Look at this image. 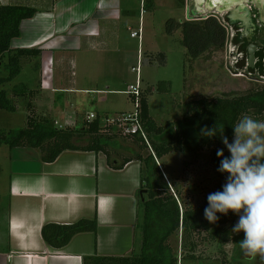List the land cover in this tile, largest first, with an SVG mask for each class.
<instances>
[{"label": "crops", "instance_id": "crops-1", "mask_svg": "<svg viewBox=\"0 0 264 264\" xmlns=\"http://www.w3.org/2000/svg\"><path fill=\"white\" fill-rule=\"evenodd\" d=\"M206 1L179 0L186 8L192 3V13L199 7L203 13L216 11L233 26L243 24L246 31L244 21H252L247 4L257 0H220L217 5L214 0ZM123 2L0 0V7L24 6L37 11L33 19L22 23V35L12 42V48L41 53L37 60L39 78L31 88L36 91L32 103L38 116L64 129L83 128L85 121H91V114L103 116L82 108L86 96L114 92L109 85H105L107 90L101 88L97 69H112L117 63L122 28L131 21L130 13L122 9ZM141 55L139 51L138 61ZM50 60L52 71L48 86L43 87L44 68ZM96 102L102 105V99ZM9 150L10 173L0 194L7 201L6 212L0 216V264H84L85 257L122 258L141 253L144 210L140 203V161L118 170L102 152L68 150L47 163L38 149ZM114 158L120 163L125 159ZM82 220H96L97 232L75 236L62 250L51 248L42 237L48 224L70 226Z\"/></svg>", "mask_w": 264, "mask_h": 264}, {"label": "trees", "instance_id": "trees-1", "mask_svg": "<svg viewBox=\"0 0 264 264\" xmlns=\"http://www.w3.org/2000/svg\"><path fill=\"white\" fill-rule=\"evenodd\" d=\"M36 14L35 9L24 6L0 7V111L15 113L18 111L17 100H28L26 127L11 131L0 130V147L7 146L11 150L38 149L47 163L55 162L63 152L72 150L105 153L109 165L118 170L134 160L140 161L143 166L140 194L142 191L145 193L140 198L144 210L141 253L122 258L85 257L84 264H179V253L170 244L171 238L179 234H182V259L188 261L198 259L196 257L198 244L195 241L197 234L205 233L207 240L220 246L227 244L230 239L237 243L239 237L235 236L232 228L236 224L238 214L231 210L227 215L217 213L218 221L210 223L204 215V210L208 207V196L196 208H181L180 192L177 191L175 194L171 192L172 188L167 183L159 162L170 154L182 153L191 158V160L186 159L184 163L188 168L201 159L204 151H210L211 162L219 180L211 193L222 191L228 174L217 171L221 162L217 150L223 149L225 157L230 156V153L219 134L207 138L201 135V129L218 124L223 128L229 142H232L233 126L243 115H255L264 120V86L230 98L187 101L180 108L182 119L165 127L158 126L150 116L148 99L152 92L150 91V94L145 92L146 96L142 93L139 108L140 130L135 134H127L135 147L134 157L125 158L120 163L109 151L115 140L114 135L106 132L107 127L110 129L107 124L111 122L109 118L96 115L94 121H85L81 129H64L58 127L53 120L38 116L32 103L36 91L27 84L15 85L11 90L12 98L9 97L6 88L21 75L25 64L35 60V70L39 71L40 68L37 62L41 55L39 50L12 48V42L22 35V23L33 19ZM224 20L229 27L233 26L226 16ZM179 30L182 33V44L188 54L187 69H190L198 59L210 60L226 48L227 31L217 17L194 22H180L175 19L168 21V34L174 35ZM240 37V34H236L233 44L236 46L242 44ZM241 50L247 55L244 47ZM160 57L162 62L165 61V55L160 54ZM248 72L255 73L249 68ZM260 75L264 76V74ZM164 84L158 86V93L171 91V88L164 91ZM81 139H88V143L80 145ZM138 150L142 152L151 150V152L143 157ZM0 205H4V210L0 212L1 216L7 209V201L1 196ZM1 228L2 221H0V231ZM97 229L96 220H82L70 226L48 224L43 227L42 237L51 248L62 250L75 236L83 233L95 234ZM2 239L0 236V241Z\"/></svg>", "mask_w": 264, "mask_h": 264}, {"label": "rangeland", "instance_id": "rangeland-1", "mask_svg": "<svg viewBox=\"0 0 264 264\" xmlns=\"http://www.w3.org/2000/svg\"><path fill=\"white\" fill-rule=\"evenodd\" d=\"M192 5V3H190ZM191 5L188 8L182 6L179 0H124L122 9L129 12L131 21L122 28L121 52L116 58L117 63L112 69H97L100 75L101 88L109 85L114 91L103 96H86V104L83 112H99L109 118V121L120 120L123 115L137 113L135 100L125 95L124 91L129 86L137 85V73L133 68L138 67V52L141 51L142 63L140 64V86L143 94L149 95L148 103L150 116L158 126L165 127L182 119L181 107L190 100L233 97L242 95L250 89H257L264 86V81L256 74L247 71V65L241 62L245 55L240 46L229 45V40L234 37L230 29L227 31L228 42L223 52L216 54L210 60L204 58L194 62L190 69H187L188 54L182 44V33L177 31L174 35L167 32V23L171 19L180 22L203 20L206 17L217 16L220 19L224 15L206 14L196 16L191 12ZM143 22V42L140 46L139 40L132 38V33L137 32ZM131 27V31H127ZM128 54V55H127ZM160 54L165 55V61H161ZM241 60V61H240ZM240 61V62H239ZM38 71L34 64L28 63L23 67L19 75L6 90L12 98V88L15 85L27 84L34 89L38 80ZM161 83L163 87L171 88L170 92L158 93L157 89ZM261 88V87H260ZM105 90H107L105 88ZM116 91V92H115ZM145 94V96H146ZM102 99V105L96 101ZM18 111L15 113L0 111V130H17L26 127L28 100L19 99L16 102ZM253 119L263 120L255 115ZM110 129L107 134L114 135L115 140L109 151L112 155L120 158L134 157L132 148L134 145L130 137H127L126 127L120 122L107 123ZM107 126V125H106ZM109 130L111 132L109 133ZM88 139H81L80 145H86ZM143 157L149 155V151H139ZM10 150L7 146L0 147V194L4 193L7 187V176L10 173L8 155ZM191 160L182 153H173L160 161L165 179L172 188V193L180 192V206L196 208L200 206L206 197L215 189L219 182L215 169L211 162L210 151H204L201 159L191 167H185V160ZM4 205H0V212ZM239 215L236 217L238 222ZM182 234L171 238L170 244L179 253V264H263L259 257H246L240 250L239 241L243 239V232L235 233L239 237L237 243L232 239L225 245L212 243L207 240L205 233L195 235L198 244L195 261L182 259L181 245ZM205 239V240H204Z\"/></svg>", "mask_w": 264, "mask_h": 264}, {"label": "clouds", "instance_id": "clouds-1", "mask_svg": "<svg viewBox=\"0 0 264 264\" xmlns=\"http://www.w3.org/2000/svg\"><path fill=\"white\" fill-rule=\"evenodd\" d=\"M233 130V140L229 142L218 124L201 129V135L207 138L219 134L230 153L225 157L223 149L217 150L221 158L217 171L228 175L222 191L208 195L204 215L210 223H216L217 213L227 215L231 210L238 214L232 232L244 234L239 241L241 252L264 260V120L245 114Z\"/></svg>", "mask_w": 264, "mask_h": 264}, {"label": "built area", "instance_id": "built-area-1", "mask_svg": "<svg viewBox=\"0 0 264 264\" xmlns=\"http://www.w3.org/2000/svg\"><path fill=\"white\" fill-rule=\"evenodd\" d=\"M213 12L215 13L216 11H210V12H201V7L197 8V11L195 13V15L198 17L200 15H206V14H213ZM217 13V12H216ZM210 17H217V16H210ZM209 18V17H208ZM219 22L221 23V25L225 28V29H230L233 33H234V37L236 35V32H234L233 28L232 27H229V25L225 22L224 18H219L217 17ZM194 21H199V20H194ZM194 21H190V22H194ZM143 27L140 26V28L138 29L137 32H133L132 33V38H137L139 40V44L140 46L142 45V42H143ZM230 39L229 41V45H233V39ZM228 42V40H227ZM227 45V44H226ZM236 46V45H235ZM239 46V45H238ZM242 59V63L245 62L246 65H247V71H248V59H247V55L245 54ZM143 59H142V55L141 57L139 58V64H138V67L137 68H133V71L137 73V85L136 86H129L127 91L125 92L126 95H129L131 96L134 100H135V103H136V106H137V113L133 114V115H123L122 118H120V120L118 119V122L122 123L123 124V127H126L125 130H126V134H135L138 130H140V122H139V108H140V98H141V95H142V90H141V86H140V64L142 63ZM239 61V62H240ZM51 65H52V60L49 61V64L47 66H45L44 68V79H43V82H42V86L43 87H46L48 86V78H49V75L52 71V68H51ZM255 74V73H254ZM257 75V74H256ZM259 76L263 81H264V76H261V75H257ZM96 118V116L94 114H91L89 116V120L93 121L94 119ZM111 122H115V120L111 121ZM131 122V123H130ZM130 123V124H129ZM127 125L129 127H127Z\"/></svg>", "mask_w": 264, "mask_h": 264}, {"label": "flooded vegetation", "instance_id": "flooded-vegetation-1", "mask_svg": "<svg viewBox=\"0 0 264 264\" xmlns=\"http://www.w3.org/2000/svg\"><path fill=\"white\" fill-rule=\"evenodd\" d=\"M247 9L250 12V19H252V23L255 27V30L252 31L254 32V35L251 43L256 45L257 52H264V0L249 2L247 4ZM232 28L236 34L242 35L245 32V26H243V24L238 23L237 25L232 26ZM239 46L242 48L244 47V44H239ZM254 71L255 74L260 75L259 69L256 68ZM258 259L264 264V260L260 257Z\"/></svg>", "mask_w": 264, "mask_h": 264}, {"label": "water", "instance_id": "water-1", "mask_svg": "<svg viewBox=\"0 0 264 264\" xmlns=\"http://www.w3.org/2000/svg\"><path fill=\"white\" fill-rule=\"evenodd\" d=\"M243 20V19H242ZM246 24V31L240 35V41L244 44V48L247 50L248 67L250 70L259 69L260 74H264V52H257L255 44L251 43L255 30L251 20L244 21ZM145 191L141 192V198Z\"/></svg>", "mask_w": 264, "mask_h": 264}, {"label": "bare ground", "instance_id": "bare-ground-1", "mask_svg": "<svg viewBox=\"0 0 264 264\" xmlns=\"http://www.w3.org/2000/svg\"><path fill=\"white\" fill-rule=\"evenodd\" d=\"M198 2L204 4L205 0H198ZM206 2H209V0H207ZM218 2H221V1L220 0H214L215 5H217L216 3H218Z\"/></svg>", "mask_w": 264, "mask_h": 264}]
</instances>
